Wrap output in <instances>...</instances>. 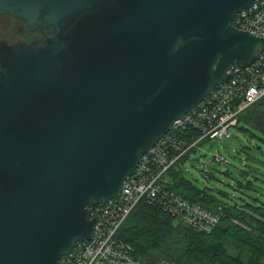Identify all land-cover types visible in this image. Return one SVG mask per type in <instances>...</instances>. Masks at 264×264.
I'll return each instance as SVG.
<instances>
[{"label":"water","instance_id":"95a60500","mask_svg":"<svg viewBox=\"0 0 264 264\" xmlns=\"http://www.w3.org/2000/svg\"><path fill=\"white\" fill-rule=\"evenodd\" d=\"M254 1L0 0L44 34L0 40V264H60L93 237L91 206L264 50L232 23Z\"/></svg>","mask_w":264,"mask_h":264},{"label":"built area","instance_id":"2783aa9c","mask_svg":"<svg viewBox=\"0 0 264 264\" xmlns=\"http://www.w3.org/2000/svg\"><path fill=\"white\" fill-rule=\"evenodd\" d=\"M232 23L264 36V0H255L240 10ZM228 72L232 74L230 80L211 88L196 107L178 118L142 155L115 197L91 206V216L95 218L93 237L79 241L60 264H145L134 256L133 245L120 236L129 215L144 201L159 205L198 230L211 232L217 226L220 211L179 194L173 187L171 171L206 139L231 136V127L237 126L241 113L264 96V50L247 66L230 64ZM214 158L229 162L220 152H215Z\"/></svg>","mask_w":264,"mask_h":264},{"label":"trees","instance_id":"16d2710c","mask_svg":"<svg viewBox=\"0 0 264 264\" xmlns=\"http://www.w3.org/2000/svg\"><path fill=\"white\" fill-rule=\"evenodd\" d=\"M237 126L249 136H256L254 131L264 134V96L241 113ZM186 156L171 171L173 187L185 198L220 211L219 223L211 232L201 231L157 204L141 202L120 230V236L133 245L134 256L145 264H264V198H229L224 190L201 188L185 175ZM253 185L254 179L241 182V186Z\"/></svg>","mask_w":264,"mask_h":264},{"label":"rangeland","instance_id":"374dc122","mask_svg":"<svg viewBox=\"0 0 264 264\" xmlns=\"http://www.w3.org/2000/svg\"><path fill=\"white\" fill-rule=\"evenodd\" d=\"M0 20L8 26V21ZM231 130V136L202 142L184 161L185 175L201 188L212 187L228 192L229 198L238 195L264 198V163L260 161L264 160V141L257 138V135L264 138V134L254 131L257 137L249 136L238 126H232ZM257 143H260V148ZM244 145L248 146L247 151L241 150ZM215 152L222 153L229 162L215 160ZM203 174L207 177L203 178ZM248 178L254 179V185L241 186V182Z\"/></svg>","mask_w":264,"mask_h":264},{"label":"flooded vegetation","instance_id":"af4514ba","mask_svg":"<svg viewBox=\"0 0 264 264\" xmlns=\"http://www.w3.org/2000/svg\"><path fill=\"white\" fill-rule=\"evenodd\" d=\"M2 20L8 21V26L3 25L0 20V40H7L17 42L19 44H26L30 42H40L44 38L43 32L39 29L26 31L23 26L21 27L22 21L12 17H0Z\"/></svg>","mask_w":264,"mask_h":264}]
</instances>
